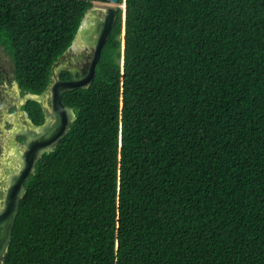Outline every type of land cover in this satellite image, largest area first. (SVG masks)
<instances>
[{"label": "trees", "instance_id": "16d2710c", "mask_svg": "<svg viewBox=\"0 0 264 264\" xmlns=\"http://www.w3.org/2000/svg\"><path fill=\"white\" fill-rule=\"evenodd\" d=\"M94 1L0 0L23 92H44ZM119 2L2 264H264V0Z\"/></svg>", "mask_w": 264, "mask_h": 264}, {"label": "water", "instance_id": "95a60500", "mask_svg": "<svg viewBox=\"0 0 264 264\" xmlns=\"http://www.w3.org/2000/svg\"><path fill=\"white\" fill-rule=\"evenodd\" d=\"M117 3L119 0H109ZM124 6V4H123ZM90 8L85 13L82 23L75 35L70 48L54 63L52 67V81L42 94H30L29 98L41 100L49 95L51 111L46 110L48 122L41 126L40 130L30 132V141L25 139V147L21 153V167L10 176L4 195V201L0 207V264L8 249L12 238L13 228L19 213L20 201L25 192V183L30 174L36 169L41 156L55 148L59 141L66 136L70 124L75 119V113L63 100V94L78 88L89 86L96 76V66L100 60L103 46L107 42L110 31L115 21L116 7L108 8L104 17L98 15ZM80 45H90L93 53L84 66L72 64L70 68L60 65L64 61L69 50ZM62 70H70L73 78L63 80L60 78Z\"/></svg>", "mask_w": 264, "mask_h": 264}, {"label": "flooded vegetation", "instance_id": "af4514ba", "mask_svg": "<svg viewBox=\"0 0 264 264\" xmlns=\"http://www.w3.org/2000/svg\"><path fill=\"white\" fill-rule=\"evenodd\" d=\"M111 6H115L117 11L110 35L118 17L119 7L123 8V4L119 1L117 3H112L109 0H96L89 11L90 13L95 9L98 15L103 18L104 13H106ZM0 48L3 50L1 46ZM92 53L93 47L90 45H80L79 47L69 50L64 61L61 62L60 65L70 68L72 64H77L82 68L84 64L90 60L89 57ZM60 78L63 80H70L73 78V74L70 70H62ZM8 83H14V86L11 88ZM30 94L32 93L23 92L21 90L19 83L15 79L13 68L7 70L4 66L0 65V100L6 101L5 103L8 104V107L0 108V122L2 121V127L0 128V207L4 201V195L10 176L16 173L21 167V153L25 147V139L30 141L32 139V137L29 136L30 132L40 130L41 126L48 122L45 111L52 110L50 107L51 101L49 95L46 94L42 101L38 100L41 105L40 113L43 114L44 118L41 123L37 122L30 111L24 108V105L31 99L29 98ZM7 129L8 131L6 132L5 130Z\"/></svg>", "mask_w": 264, "mask_h": 264}, {"label": "rangeland", "instance_id": "374dc122", "mask_svg": "<svg viewBox=\"0 0 264 264\" xmlns=\"http://www.w3.org/2000/svg\"><path fill=\"white\" fill-rule=\"evenodd\" d=\"M0 65L4 66V68H6L7 70H11L13 68V63L11 61V59L9 58V56H7L4 51L0 48ZM9 84V87H13L14 86V83H8ZM6 101H1L0 100V108H4V107H8L7 103H5ZM2 122V121H1ZM1 122H0V128L2 127L1 125ZM4 129V127H3ZM9 129V128H8ZM5 130L6 132L8 131Z\"/></svg>", "mask_w": 264, "mask_h": 264}]
</instances>
